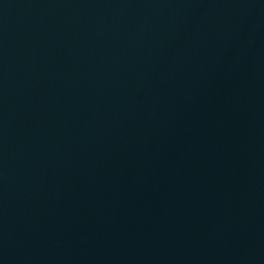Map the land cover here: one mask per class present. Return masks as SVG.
I'll use <instances>...</instances> for the list:
<instances>
[{"label": "water", "instance_id": "water-1", "mask_svg": "<svg viewBox=\"0 0 264 264\" xmlns=\"http://www.w3.org/2000/svg\"><path fill=\"white\" fill-rule=\"evenodd\" d=\"M0 264H264V0H0Z\"/></svg>", "mask_w": 264, "mask_h": 264}]
</instances>
